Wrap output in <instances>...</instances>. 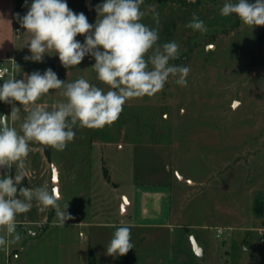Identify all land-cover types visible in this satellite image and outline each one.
<instances>
[{
	"label": "rangeland",
	"instance_id": "obj_1",
	"mask_svg": "<svg viewBox=\"0 0 264 264\" xmlns=\"http://www.w3.org/2000/svg\"><path fill=\"white\" fill-rule=\"evenodd\" d=\"M65 2L94 24L104 0ZM224 2L144 0L141 10L154 7L159 25L151 13L142 22L158 27L160 45H179V59L171 63L190 69L187 86L170 77L156 94L128 100L113 124L75 126L72 144L48 155L61 170L66 161L79 166L70 183L61 177L59 203L62 209L68 204L70 222L18 226L22 239L7 253L0 250V264H89L91 256L95 264H264V221L252 213L254 201L264 198V26L252 29L234 14L222 16ZM27 11L25 0H0V59L14 56L17 80L51 68L62 81L85 78L109 90L97 80L92 56L67 69L54 52L43 62L25 60L30 36L17 14ZM193 14L206 33L186 27ZM60 91L50 90L36 104L64 100ZM8 108L0 101V116ZM126 207L129 214L170 209L173 231L130 228L133 249L107 255L116 228L129 225Z\"/></svg>",
	"mask_w": 264,
	"mask_h": 264
},
{
	"label": "clouds",
	"instance_id": "obj_2",
	"mask_svg": "<svg viewBox=\"0 0 264 264\" xmlns=\"http://www.w3.org/2000/svg\"><path fill=\"white\" fill-rule=\"evenodd\" d=\"M144 0H104L95 8L97 19L88 22L86 15L72 11L65 0H32L25 6V15L17 14L20 27L30 38L25 42L31 55L25 60L43 62L45 54L54 52L63 67L79 65L86 56L95 60L92 66L97 80L108 91L90 83L85 78L73 82L62 81L48 68L43 74L34 71L17 80L16 75L3 79L0 101L13 104L10 117L18 119V107L25 105V116L20 132L8 123L9 117L0 116V168L5 169L0 178V250L7 253L22 237L17 232V216L29 211L35 200L43 208H52L61 223L72 217L68 204L62 209L61 194L56 188H26V159L30 142H36L63 151L75 138L73 128H102L116 122L125 103L134 98L152 96L161 91L170 77L175 83L187 86L190 69L171 63L179 59L180 47L176 42L160 45L158 27L143 23L151 13L159 25V14L149 6L141 10ZM224 17L235 15L250 28L264 26V0H225L220 8ZM186 27L201 34L208 31L205 23L193 14ZM85 37L83 43L76 37ZM15 64V62H14ZM15 67L19 68L17 64ZM50 90H61L64 100L47 110L36 102ZM22 133V134H21ZM16 166L14 177L8 172ZM133 249L131 230L117 227L106 247L109 256H123Z\"/></svg>",
	"mask_w": 264,
	"mask_h": 264
},
{
	"label": "crops",
	"instance_id": "obj_3",
	"mask_svg": "<svg viewBox=\"0 0 264 264\" xmlns=\"http://www.w3.org/2000/svg\"><path fill=\"white\" fill-rule=\"evenodd\" d=\"M11 57H13L14 59L13 55ZM13 75H16L15 71ZM8 78L10 77H6L5 79H8ZM14 105L18 107V117L19 118L13 120L10 117L13 104H9V108L7 111H5L6 113L5 115L9 117V120H8L9 125L15 127L17 131L20 132V125L23 122L25 116L27 115V112L25 111V109L26 107H30V105L29 106L20 105L18 102H14ZM37 105L47 110H51L52 108V105H40V104H37ZM72 142H69L67 147H69L72 144ZM29 148H30V152L25 161L26 169H27L26 178L24 181H22L21 186L26 187V188L29 187L32 189L37 188V187H47L49 191H51L53 189L52 167H55L58 171V191L60 193V190L62 187L61 177L63 176L64 184L70 183L74 179V175H75L73 174L74 171L79 169V166L77 164L76 165L69 164L66 161V162H62V164L60 165V168H62L61 170L57 166H55L54 163H52V161L49 159L48 157L49 153L46 154L45 152V145H42L36 142H30ZM50 150L51 149H49V152ZM5 171L6 170L3 168L0 169V178H3ZM15 171H16V166L13 165V168L8 172V174L14 177ZM179 179H180V176H179ZM186 181L189 183H192V181H189V180H186ZM164 188H166V190L169 189V187L167 186H164ZM121 197L127 200L126 206L127 207L130 206L129 200L124 195H121ZM127 207L125 208V213L123 216H125L124 218H128L129 228H132V229H166L170 226V223H169V217L171 216L170 209L163 210V211H142L139 209H134L132 213L129 214ZM50 213H53V216H54L55 215L54 209L43 208L35 200H33L31 209L27 211L26 213H23L17 216L18 226H22V227L36 226L37 227L39 225L51 224V220H49ZM155 217L158 218L159 221L154 222L152 218H155ZM175 226L177 228L181 227L180 225H175ZM169 228L171 229V226ZM172 231H173V228L171 229V232ZM29 233L32 235L34 234L32 232H29Z\"/></svg>",
	"mask_w": 264,
	"mask_h": 264
},
{
	"label": "built area",
	"instance_id": "obj_4",
	"mask_svg": "<svg viewBox=\"0 0 264 264\" xmlns=\"http://www.w3.org/2000/svg\"><path fill=\"white\" fill-rule=\"evenodd\" d=\"M14 62L15 60L13 59V57H9L7 59H0V76H2L3 79H5L6 77H10L14 74ZM68 222H70V219L65 221V223ZM51 223L58 225L59 223H61V221L58 216L54 215ZM38 228L42 229L43 225H39ZM79 237H82V233H79Z\"/></svg>",
	"mask_w": 264,
	"mask_h": 264
},
{
	"label": "trees",
	"instance_id": "obj_5",
	"mask_svg": "<svg viewBox=\"0 0 264 264\" xmlns=\"http://www.w3.org/2000/svg\"><path fill=\"white\" fill-rule=\"evenodd\" d=\"M252 213L256 218L262 219L264 221V198H258L254 201L252 205ZM52 214L53 213H50L49 220L51 219ZM89 264H95V260L92 256H91V260L89 261ZM121 264H127V263L124 262Z\"/></svg>",
	"mask_w": 264,
	"mask_h": 264
},
{
	"label": "water",
	"instance_id": "obj_6",
	"mask_svg": "<svg viewBox=\"0 0 264 264\" xmlns=\"http://www.w3.org/2000/svg\"><path fill=\"white\" fill-rule=\"evenodd\" d=\"M7 117L6 115H4ZM45 152L46 154L49 153V147L45 146ZM1 169V168H0ZM52 173H53V178H52V184L53 188H56L58 190V171L55 167H52ZM191 242L193 245V252L196 256L201 257L202 256V251L201 249L197 246L195 239L191 238Z\"/></svg>",
	"mask_w": 264,
	"mask_h": 264
}]
</instances>
